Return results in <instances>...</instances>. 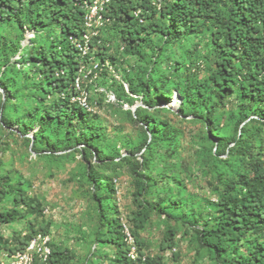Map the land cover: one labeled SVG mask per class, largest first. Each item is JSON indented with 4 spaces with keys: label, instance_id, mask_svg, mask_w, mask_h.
<instances>
[{
    "label": "rangeland",
    "instance_id": "rangeland-1",
    "mask_svg": "<svg viewBox=\"0 0 264 264\" xmlns=\"http://www.w3.org/2000/svg\"><path fill=\"white\" fill-rule=\"evenodd\" d=\"M161 1L152 0L151 17L166 24L159 11ZM227 6L225 1L221 8ZM212 29L204 27L201 33L167 43L163 35L154 34L136 51L137 55L124 51L113 29L102 32L100 46L106 48L102 52L113 56L115 61L112 64L108 60V66L93 83L84 85V91L96 117L95 128L101 134L97 149L112 159L105 162L96 159L93 152L82 153V145L58 153L66 155L63 160L39 157L44 155L45 146H38V153L32 150L33 133L38 127L23 134V125L28 107L40 103L38 78L28 76V70L16 64L19 57L11 56L3 42L16 46L19 42L23 49L37 45L39 40L26 33L22 41L17 25L0 29V79L14 81L6 90L0 84V114L13 122L8 126L0 121V186L6 191L0 211H23L13 205V195L8 189L21 188L44 209L35 229H46V234H39L47 238L50 249L68 248L74 255L73 264H110L115 248L97 242V237L105 232L106 221L112 217H118L124 227L132 230L127 217L137 210L132 170L138 169L147 181L143 199L154 208L145 228L136 231L144 241V255L160 256L161 264H221L214 252L201 245L198 230L215 217L214 204L226 180L249 171L248 160L229 158L228 150L233 146L230 140L236 135V123L242 112L246 108L253 113L255 104L242 101L235 93L220 98L212 92L209 77L218 57ZM159 48L163 49V60L153 65ZM9 57L10 65L14 66L10 71L1 66ZM180 57L184 66L175 71L174 59ZM159 75L168 77L165 85L171 88V96L151 108L146 106L142 95L130 92L128 82L142 84L151 97V88L161 85ZM198 83H206L205 94H198L195 88ZM106 93L113 95L114 100L108 101ZM141 109L145 112L136 116ZM192 109L209 116L211 123L219 126L215 133L226 140L225 145L217 150L218 141L207 129L211 124L194 119ZM142 116L149 118V129L143 125ZM254 119L257 117L251 116L245 122L253 131L248 137V147L254 155L261 148L264 159V127L251 122ZM151 129L158 139L148 153L144 149L139 151L145 138H152ZM95 176H100L103 182L98 184ZM33 219L34 216H26L0 225V264H7L10 258L3 248L4 242L13 245L14 236L28 235ZM170 227L175 229L172 247L161 251V241ZM245 251L246 247H241L236 253Z\"/></svg>",
    "mask_w": 264,
    "mask_h": 264
},
{
    "label": "trees",
    "instance_id": "trees-1",
    "mask_svg": "<svg viewBox=\"0 0 264 264\" xmlns=\"http://www.w3.org/2000/svg\"><path fill=\"white\" fill-rule=\"evenodd\" d=\"M83 1L0 0V29L17 25L20 30L18 38L22 41L26 39V33L33 34L39 40L37 45L23 49L19 42L16 46L4 41L3 45L11 52V56L19 57L16 64L27 69L28 76L38 78L36 84L40 103L28 107L23 134L38 127L33 133V141L31 139L32 150L38 153V146H45L42 151L44 155L38 156L48 160L65 159L66 155L58 153L77 145L83 146L82 153L86 155L93 152L101 162L112 160L97 149L101 134L95 128L96 117L93 111L71 101L72 97L79 95L74 83L81 66L88 62L79 56L69 41V37L80 36L84 32ZM225 1H228V6L222 9L221 5H225ZM151 4L152 0H109L107 15L112 19L109 28L115 31L126 53L137 55L136 51L157 33L163 35L167 43L187 39L192 34L201 33L204 27L212 26V41L218 48L215 68L209 77L214 87L212 92L220 98L235 93L242 101L255 104L253 113L246 108L242 112L236 123V135L230 140L233 146L228 150L229 158H246L249 171L238 174L235 179L226 180L214 204L215 217L203 223L198 233L201 245L214 252L221 259V264H264V159L261 148L256 155L250 152L248 137L253 131L248 129V123L245 124L251 116H256L257 119L251 122L264 127V0H162L159 11L166 19V24L152 19ZM93 44L97 49L95 57L102 63L109 60L113 64L115 58L102 52L106 48L96 45L95 41ZM159 51L157 59L153 62L151 60L153 65L163 60V49L159 48ZM10 64L11 57L4 59L1 66L10 71L14 67ZM181 66H184L183 59H174L175 71ZM158 80L161 85L151 88V97L142 84H134L130 80L129 90L132 94L142 95L146 106L157 107L171 96V88L165 85L168 77L159 75ZM0 81L5 90L11 88L14 82H10L11 79ZM151 82L153 84L155 81L151 78ZM86 84L91 83L83 82V89ZM195 88L198 94L203 95L208 87L206 83H198ZM5 108L2 107L3 112ZM140 112H145V109L137 112L136 116ZM207 113L211 114L210 108ZM191 115L196 120L211 124L207 129L218 141L217 150L226 144L224 138L216 135L219 126L211 123L209 116L197 109H192ZM142 117L143 125L149 129V118ZM0 121L8 126L13 124L4 113L0 114ZM151 135L152 138H145L139 151H150L151 144L158 139L153 129ZM211 156L217 159V156ZM132 177L136 188L134 200L137 210L127 217V222L132 228L128 232L137 246L138 259L133 261L128 257L130 247L118 217L107 219L106 230L97 237V242L115 248L110 264H161L160 256L155 258L144 255V241L136 234V231L145 228L154 208L143 199L147 187L145 177L138 169L132 170ZM93 179L98 184L103 182L100 176ZM108 186L113 191V186ZM8 189H11L13 195V205L22 207L23 211H0V225L34 216L29 222L28 235L14 236L13 245L4 242L3 248L11 256L17 251H23L39 232L46 234V229H35L36 220L43 216L44 211L40 202L29 197L21 188ZM5 196V189L0 186V203ZM174 235L175 229L170 227L161 241V251L172 247ZM241 247H246V251L237 254L236 251ZM73 259L74 255L68 248L58 246L51 247L46 263L35 260L34 264H73Z\"/></svg>",
    "mask_w": 264,
    "mask_h": 264
},
{
    "label": "built area",
    "instance_id": "built-area-1",
    "mask_svg": "<svg viewBox=\"0 0 264 264\" xmlns=\"http://www.w3.org/2000/svg\"><path fill=\"white\" fill-rule=\"evenodd\" d=\"M109 0H84L83 1V26L84 32L80 36L69 37L70 43L78 51L82 59H87V64L81 66L79 76L76 78L74 86L79 91V95L72 97L71 101L78 103L81 107L91 110L87 93L82 88V83H92L108 62H100L95 57V45H101V34L112 25V19L107 15ZM106 94L108 101L114 100L113 95ZM125 228L126 240L130 247L128 257L136 261L138 254L135 243ZM50 255V248L47 246V238L40 234L33 237L23 251H17L10 256L7 264H34L35 260L46 263ZM144 260V259H143Z\"/></svg>",
    "mask_w": 264,
    "mask_h": 264
}]
</instances>
